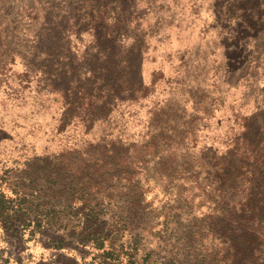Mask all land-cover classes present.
Instances as JSON below:
<instances>
[{
	"label": "rangeland",
	"instance_id": "rangeland-1",
	"mask_svg": "<svg viewBox=\"0 0 264 264\" xmlns=\"http://www.w3.org/2000/svg\"><path fill=\"white\" fill-rule=\"evenodd\" d=\"M263 128L264 0H0V264H226Z\"/></svg>",
	"mask_w": 264,
	"mask_h": 264
},
{
	"label": "trees",
	"instance_id": "trees-1",
	"mask_svg": "<svg viewBox=\"0 0 264 264\" xmlns=\"http://www.w3.org/2000/svg\"><path fill=\"white\" fill-rule=\"evenodd\" d=\"M259 135L256 143L249 142L246 149L236 150L220 165L222 181L216 190V204L224 205L218 209L222 226L214 223L208 228L220 239L229 264L248 254L255 262L258 247L264 245V128ZM208 258L204 256L202 261Z\"/></svg>",
	"mask_w": 264,
	"mask_h": 264
}]
</instances>
